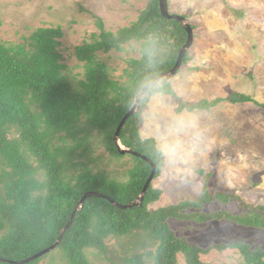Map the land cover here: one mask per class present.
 Masks as SVG:
<instances>
[{"label":"trees","instance_id":"16d2710c","mask_svg":"<svg viewBox=\"0 0 264 264\" xmlns=\"http://www.w3.org/2000/svg\"><path fill=\"white\" fill-rule=\"evenodd\" d=\"M98 28L100 34L91 43L75 48V57L84 64L85 71L84 79L77 85L67 75L63 63L61 27L39 28L19 45H6L0 37L2 259L22 261L54 245L86 193L96 192L120 205H129L138 199L151 175L150 165L131 155L134 163L127 170L125 181L107 171H95L82 160L97 140L117 159L127 156L120 155L114 144L117 128L144 87L174 68L187 42V33L176 20L163 18L159 0H150L128 27L107 31L98 19ZM131 43L140 45L141 56L127 62L125 81L115 80L98 57L122 53ZM191 59L188 52L182 66ZM156 94L179 100L172 84L162 82L149 91L140 111L127 120L120 134L124 147L157 166L155 179L165 167V155L155 139L141 137L140 125L150 97ZM222 103L253 104L264 110V102L253 95L233 93L228 98L196 104L180 101L177 113L209 112ZM161 195L162 191L152 184L142 206L130 210H121L102 198H88L54 252L60 254L65 264H92L90 251L112 256V264H117L116 260L120 264H179L180 255L186 264H209L201 260L202 255L233 250L242 257V264H264L261 248L254 249L245 242L202 248L178 237L169 224L170 220L199 225L227 221L264 231V205L251 204L237 192L211 193L205 186L195 200H183L151 212L149 206L158 202ZM213 203L236 204L244 213L202 211ZM125 239L134 249L122 258L110 242ZM146 249L154 250L140 253ZM50 254L29 264H39Z\"/></svg>","mask_w":264,"mask_h":264},{"label":"rangeland","instance_id":"374dc122","mask_svg":"<svg viewBox=\"0 0 264 264\" xmlns=\"http://www.w3.org/2000/svg\"><path fill=\"white\" fill-rule=\"evenodd\" d=\"M149 1L0 0V37L6 45H19L39 28L61 27L63 63L77 85L85 71L75 57V48L91 43L100 34L98 19L107 31L117 32L134 23ZM169 12L185 17L195 27L194 43L189 51L191 61L169 81L179 100L156 94L142 113L141 137L155 139L165 155V167L153 181L162 195L149 210L195 200L205 186L211 193L237 192L251 204L264 205V110L253 104L222 103L209 112L177 113L180 101L196 104L233 93L253 95L264 102V0H169ZM140 56V45L131 43L122 53L100 54L98 58L108 66L113 79L123 82L127 62ZM82 162L125 181L134 159L130 155L117 159L97 140ZM220 210L244 213L236 204L219 203L206 205L202 211ZM169 224L178 237L202 248L245 242L264 250V231L259 229L227 221L199 225L170 220ZM127 244L128 239L110 242L122 258L133 252V245ZM126 246L129 249L125 250ZM51 253L39 264H65L59 253ZM88 257L92 264H112V256L90 251ZM178 260L186 264L183 256ZM201 260L242 264V257L233 250L212 251Z\"/></svg>","mask_w":264,"mask_h":264},{"label":"water","instance_id":"95a60500","mask_svg":"<svg viewBox=\"0 0 264 264\" xmlns=\"http://www.w3.org/2000/svg\"><path fill=\"white\" fill-rule=\"evenodd\" d=\"M159 6H160L161 15L163 16L164 19L176 20L177 22H179L181 24V26L184 28V30L187 33V42L182 47V49L180 50V53H179V56H178V59H177V62L175 64L174 68L168 72L162 73L156 79H154L153 81H151L149 84H147L144 87L141 94L136 98V101H135V104L133 105V107L130 109V111L126 114V116L121 121V123L118 126L117 131L114 135V144L116 145L118 153L120 155H122V156L131 155V156L140 158V159L144 160L145 162H147L152 169L151 175H150L149 179L147 180L142 193L140 194V196L138 197V199L135 202H133L129 205H120L115 200L111 199L110 197L96 193V192L86 193L82 197V199L80 200V202H79L78 206L76 207L74 213L72 214L70 222L62 230L58 240L56 241V243L54 245H52L51 247H48V248L42 250L41 252L33 255L32 257L27 258V259L22 260V261H9V260H5V259L0 258V263L29 264V263L34 262L35 260H38V259L50 254L54 250H56L59 247V245L61 244L65 233L70 229V227L74 223V219H75L77 212L83 209L85 201L88 198H92V197L102 198L104 200L109 201L110 203H112L114 206H116L117 208H119L121 210H130L134 207L142 206L144 199H145V196L147 194V191L151 187V185L153 184V181H154L155 176L157 174L158 168L148 158L124 147L120 141V134H121V131H122L123 127L125 126L127 120L130 117L135 116L140 111L141 102L145 97L149 96V91L151 89L155 88L157 85L161 84L162 82L170 81L172 78H174L180 72V70L182 68L183 61H184L185 57L187 56L188 52L190 51V49L192 48L193 43H194V29H193V27L187 22L185 17L170 14V12H169V0H159Z\"/></svg>","mask_w":264,"mask_h":264}]
</instances>
